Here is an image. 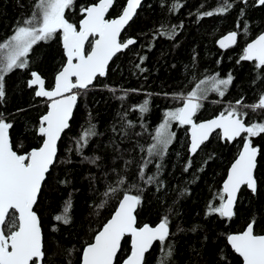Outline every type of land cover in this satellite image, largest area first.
Instances as JSON below:
<instances>
[{"label":"trees","instance_id":"16d2710c","mask_svg":"<svg viewBox=\"0 0 264 264\" xmlns=\"http://www.w3.org/2000/svg\"><path fill=\"white\" fill-rule=\"evenodd\" d=\"M35 2L0 0V42L9 38L19 23L30 16ZM93 2L76 0V6L66 12V18L78 25L80 7ZM229 2L234 4L230 12L200 18L202 12L220 7L223 0H146L122 36L123 39L136 38L137 44L113 60L106 78H98L91 88L79 93L70 128L60 141L56 163L38 205L43 233L53 249V258L57 251L73 246L80 250L90 242L111 218L129 184H138L144 189V202L137 210L138 226H155L164 215L169 216L173 235L166 243L174 245V264H242L227 244L226 236L243 231L252 219L257 222L255 233L264 234V134L252 138L254 146L262 150L256 171L260 194L253 196L242 189L238 215L231 221L218 215L206 216V212L210 202L219 203L217 194L241 150V140L230 143L222 140L218 133L214 134L191 157L187 128L174 122L175 138L167 154L162 160L152 158L145 169V176L158 175V182L146 185L138 177L143 160L149 158L147 149L154 142L155 130L163 122L164 113L182 106V101L175 96L187 95L200 80L209 76L218 74V78L223 79L229 73L233 75V84L223 98L209 92L197 113L199 122L215 117L230 102L234 104L241 97L245 104H252L264 93V80H256L254 62L237 63L247 43L264 32V6L255 7L251 3L245 6L238 0ZM176 3L182 6L170 11ZM125 4L126 0H118L108 18L117 17ZM241 7L245 9L243 17L240 16ZM245 23L247 34L243 31ZM173 26V39L158 34V30L170 32ZM232 31L238 32L237 44L226 51L218 49V39ZM61 41L62 34L58 33L56 39L40 42L29 54L30 68L17 69L6 76L7 95L6 101L0 104V112L14 124L10 136L18 154L42 143L35 130L39 118L47 111L48 102L36 98L26 82L30 79V71L35 70L46 79L48 87L53 85L55 74L65 63ZM142 56L147 59L137 68ZM125 92L126 98L119 99ZM145 99L150 102L149 111L141 113L136 106ZM20 109L23 111H18ZM245 111L249 112L246 122L264 120V112ZM128 122L132 127H128ZM90 124L96 126L98 135L89 140L83 155H78L76 141ZM84 156L100 159L91 164L83 159ZM189 160L191 167L186 172ZM157 163L162 164L159 170ZM121 177L126 178V183L120 192L110 198L104 197L106 187L115 186V181ZM61 180L69 182L61 184ZM161 181L163 187L157 191ZM132 191L135 194V189ZM67 199L72 202L73 223L65 226L53 218L60 214ZM105 199L108 201L105 207L98 208ZM53 226L60 230L53 232ZM194 227L196 231H192ZM122 249L118 254L121 261L130 254V238H125ZM147 258L148 264H158L161 259L159 243ZM72 259L75 261L76 256Z\"/></svg>","mask_w":264,"mask_h":264},{"label":"snow or ice","instance_id":"6c2138e0","mask_svg":"<svg viewBox=\"0 0 264 264\" xmlns=\"http://www.w3.org/2000/svg\"><path fill=\"white\" fill-rule=\"evenodd\" d=\"M238 2L245 6L250 3L255 7L264 6V0ZM114 5H118V0H94L93 3L80 7L81 19L77 25L66 18V12L76 6V0H36L35 10L30 16L19 23L9 38L0 42V104L6 101V76L14 70L30 68L28 57L34 46L40 42L52 41L61 33L66 56V63L55 74L51 87L47 86L41 73L35 70L30 71V79L26 82L35 97L48 101L47 111L39 118L35 130V134L42 141L38 147L18 154L15 142L10 136L14 124L0 112V264H148L146 254L151 252L156 242L159 243L161 255L158 264H174V245L166 243L173 235L169 216L164 215L155 226L137 224V210L144 202V189L138 184L128 185L111 218L80 250H76L74 246L65 248L57 251L53 258V249L42 232L41 217L38 215L43 188L57 160L58 141L65 130L70 128L69 121L79 94L75 90L89 89L98 77L107 74L109 62L113 57L137 44L136 38L123 39L121 33L137 16L142 0H126V5L122 7L117 18H106ZM181 6L176 3L171 6L170 11L178 10ZM233 7L234 4L229 0H223L220 7L202 12L200 18L226 14ZM244 13L245 9L241 7L240 16L243 17ZM182 26L181 24L180 27ZM237 27L240 28L241 24L238 23ZM243 31L245 34L248 32L246 23ZM158 34L173 39L175 26L167 33L158 30ZM90 37L93 39L90 40ZM237 39V31L229 32L218 41L219 47H232L237 43ZM86 44L90 45V51H86ZM145 59L147 57H140V64L136 67L140 68ZM240 61L254 62L256 80H264V33L247 43L237 63ZM233 80L231 73L223 79L218 78V74L209 76L200 80L187 95L175 96L182 101V106L164 113L163 122L155 130L154 142L147 149L149 158L143 160L138 172V177L144 184L152 185L158 182V175L145 176V169L152 163V158L162 160L167 154L169 145L175 138V133L171 131L173 122L180 126H189V153L193 156L218 130L219 137L226 142L240 139L242 150L231 164L222 190L217 194L219 203L210 202L206 212V216L218 215L228 221L238 215L242 189L250 191L253 196L259 195L261 191L256 169L257 157L262 150L254 146L252 138L264 134V120L246 122L249 112L245 109L252 113L264 112V93L252 104H245L243 97L234 104L230 102L212 119L197 122L196 117L209 92H215L223 98ZM256 80L253 81L254 84ZM126 96L127 92L118 98L123 100ZM149 103V100L145 99L136 107L141 113H147ZM128 127H132L131 122H128ZM95 128L94 124H90L76 141L75 151L78 155H83L89 140L98 135ZM83 159L96 164L100 158L84 156ZM126 163L130 164L131 161ZM190 167L191 160L184 170L187 172ZM156 168L161 169L162 164L157 163ZM68 182L60 181L61 184ZM125 183V177L117 179L115 186L109 184L106 187L103 196L112 197L120 192ZM162 187L161 181L157 191ZM107 202L105 199L97 207L103 209ZM71 209V199L65 200L60 214L55 215L53 219L61 225H71ZM256 223L252 219L243 231L226 236L232 250L242 258V264H264V234L254 232ZM59 230L53 226V232ZM192 231H196V228ZM126 237L130 238L131 251L121 261L118 254L123 250L122 242ZM73 255L76 256L75 261L72 259Z\"/></svg>","mask_w":264,"mask_h":264},{"label":"water","instance_id":"95a60500","mask_svg":"<svg viewBox=\"0 0 264 264\" xmlns=\"http://www.w3.org/2000/svg\"><path fill=\"white\" fill-rule=\"evenodd\" d=\"M145 2H146V0H142V6H141V8L143 7V5H144ZM125 5H126V4H125ZM141 8L138 9V12L141 10ZM110 11H111V9H110ZM110 11H109V13H110ZM109 13H108V15H107L106 18H108ZM115 18H117V17H115ZM134 18H135V17H134ZM108 19H109V18H108ZM111 19H112V18H111ZM133 20H134V19H133ZM131 22H132V21H131ZM131 22H130V23H131ZM129 25H130V24H129ZM127 27H128V26H127ZM127 27H126V29H127ZM126 29L121 33V36H123V34H124V32L126 31ZM263 33H264V32H263ZM227 34H228V33H227ZM225 35H226V34H225ZM225 35H223V36H225ZM223 36H222V37H223ZM222 37H221V38H222ZM257 37H258V36H257ZM257 37H256V38H257ZM221 38H219L218 41H219ZM256 38H255V39H256ZM89 39L91 40V39H93V38L90 37ZM218 41H217V46H218V48L221 49L222 51H226V50H228V49L234 47V46L237 44V43H236L234 46L229 47V48H227V49H222V48L219 47ZM237 42H238V39H237ZM61 44H62V41H61ZM87 45H88V44L85 45L86 51H87ZM130 47H131V46H130ZM62 49H63V47H62ZM126 50H127V49H126ZM126 50H124V51L118 53L115 57H113L112 61L109 62V67H110L111 63L113 62V60H114L119 54L125 52ZM63 53H64V49H63ZM64 56H65V53H64ZM247 62H249V61H247ZM65 63H66V56H65ZM107 74H108V72H107ZM107 74H106L104 77H98V78H102V79H103V78H106ZM98 78H97V79H98ZM97 79H96V80H97ZM96 80L93 82V85L95 84ZM93 85H92V86H93ZM92 86H90L89 88H91ZM87 90H88V89H87ZM75 91H78V93H80V92H83V91H86V90H75ZM36 98H38V97H36ZM39 99L47 101L45 98H39ZM78 100H79V94H78L77 104H76V106H75L74 109H73V115H72V118H71V120L69 121V124H70V125H71V121H72V119H73L74 113H75L76 108H77V105H78ZM47 102H48V101H47ZM211 119H212V118H211ZM208 120H209V119H208ZM204 121H206V120H204ZM197 122H198V121H197ZM199 122H200V121H199ZM183 127H186V128H187V133H188V137H189V145H190V128H189V126H183ZM67 130H68V129H66L65 132L61 135V139H60V141L62 140V138H63L64 134L67 132ZM217 133L219 134V130H218L216 133H213V135H214V134H217ZM213 135H212V136H213ZM210 139H211V137H210ZM237 140H240V139H237ZM60 141H58L57 157H58V152H59V144H60ZM206 143H207V142H206ZM230 143H232V142H230ZM256 147H257V146H256ZM188 150H189V147H188ZM241 150H242V147H241ZM241 150H240V151H241ZM198 151H199V150H198ZM239 153H240V152H239ZM189 154H190V153H189ZM190 156L192 157L193 155H190ZM238 156H239V154H238ZM238 156H237V157H238ZM259 156H260V154H258V157H257V167H258V159H259ZM230 167H231V166H230ZM229 170H230V168H229ZM229 170H228V172H229ZM256 171H257V169H256ZM227 174H228V173H227ZM226 178H227V177H226ZM137 224H138V222H137ZM245 228H246V227H245ZM101 229H102V228H101ZM42 232H43V229H42ZM254 232H255V229H254ZM156 243H158V242H156ZM122 244H123V242H122ZM227 244H228V243H227ZM228 245H229V244H228ZM154 246H155V244H154ZM229 246H230V245H229ZM230 248H231V246H230ZM231 249H232V248H231ZM130 251H131V250H130ZM232 251L234 252V250H232ZM234 253H235V252H234ZM235 254H236V253H235ZM236 255L242 260V258H241L238 254H236ZM146 256H147V254H146Z\"/></svg>","mask_w":264,"mask_h":264},{"label":"rangeland","instance_id":"374dc122","mask_svg":"<svg viewBox=\"0 0 264 264\" xmlns=\"http://www.w3.org/2000/svg\"><path fill=\"white\" fill-rule=\"evenodd\" d=\"M173 123H174V122H173ZM171 131L174 132V131H173V124H172V126H171ZM174 133H175V132H174Z\"/></svg>","mask_w":264,"mask_h":264},{"label":"bare ground","instance_id":"6f19581e","mask_svg":"<svg viewBox=\"0 0 264 264\" xmlns=\"http://www.w3.org/2000/svg\"><path fill=\"white\" fill-rule=\"evenodd\" d=\"M219 49V48H218Z\"/></svg>","mask_w":264,"mask_h":264}]
</instances>
